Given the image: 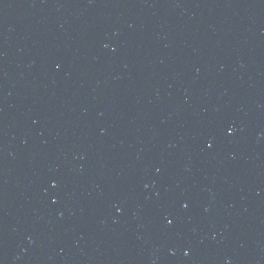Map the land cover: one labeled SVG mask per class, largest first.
Masks as SVG:
<instances>
[{
	"label": "water",
	"instance_id": "95a60500",
	"mask_svg": "<svg viewBox=\"0 0 264 264\" xmlns=\"http://www.w3.org/2000/svg\"><path fill=\"white\" fill-rule=\"evenodd\" d=\"M247 81L264 114V0H214Z\"/></svg>",
	"mask_w": 264,
	"mask_h": 264
}]
</instances>
